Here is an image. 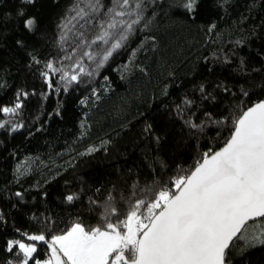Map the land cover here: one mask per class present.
Masks as SVG:
<instances>
[{
	"label": "trees",
	"instance_id": "16d2710c",
	"mask_svg": "<svg viewBox=\"0 0 264 264\" xmlns=\"http://www.w3.org/2000/svg\"><path fill=\"white\" fill-rule=\"evenodd\" d=\"M76 2L0 0V108L22 105L14 114L0 112V264L23 258L18 247L7 250L10 240L31 242L27 236L40 233L50 239L75 222L102 226L110 196L115 223L136 198H151L146 189L172 190L171 181L224 145L237 116L264 99V0H199L194 15L177 0H144L145 19L124 45L65 91L59 73H49L52 87L41 73L49 60L74 71L89 50L71 32L59 42ZM28 18L35 20L31 30ZM98 22L83 29L87 40ZM97 44L96 61L83 59L89 70L107 47ZM72 48L73 59H64ZM89 147L96 151L80 155ZM36 243L34 257L44 260L47 244ZM241 244L229 253L231 264H264V246L242 253Z\"/></svg>",
	"mask_w": 264,
	"mask_h": 264
},
{
	"label": "snow or ice",
	"instance_id": "6c2138e0",
	"mask_svg": "<svg viewBox=\"0 0 264 264\" xmlns=\"http://www.w3.org/2000/svg\"><path fill=\"white\" fill-rule=\"evenodd\" d=\"M25 2L32 3L33 0ZM149 6L144 0H111V6L102 5L101 0H88L81 6V0H77L74 15L62 22L59 42L61 45L66 43L71 32L79 41L78 47L86 46L89 50L76 59L71 72L56 67L49 60L45 64L47 70L41 73L45 81H49L50 72L53 75L59 73L60 82L67 91L69 85L79 82L82 77H92L145 19L144 12ZM175 6L194 15L199 0H177ZM102 8L106 10L101 12ZM19 14L24 15L23 11ZM94 20L99 21L94 25L98 32L92 40H87L83 29ZM34 24L33 18L24 21L28 30ZM150 39L154 37H146V40ZM97 42L107 47L95 68L89 70L83 59L96 61L93 46H99ZM76 51L77 48H72L71 54L64 59H73ZM136 52L137 49H133L131 57H135ZM48 86L52 87L50 81ZM92 95H96L95 89ZM21 107L17 102L13 107L0 108V112L14 114ZM4 126L0 121V128ZM19 127L22 125L12 126L13 130ZM94 151V147H89L80 155ZM171 185L172 190L166 187L155 192L146 189L144 196L151 193V198H136L124 218L115 223L109 216L118 215V209L110 196L105 206L107 222L102 226L88 230L82 223L75 222L61 234L51 235L50 239L40 233L27 236L31 243L10 240L7 250L11 252L18 247V255L23 257L19 264H29L31 260L35 264H231L229 253L238 241L242 242V253L264 246V100L252 104L237 116L223 147L218 151L209 149L196 161L190 174L179 176L171 181ZM74 199L73 195L66 196L69 202ZM250 222L255 224L252 230L248 228ZM36 242L47 244L48 254L44 260L34 257Z\"/></svg>",
	"mask_w": 264,
	"mask_h": 264
},
{
	"label": "water",
	"instance_id": "95a60500",
	"mask_svg": "<svg viewBox=\"0 0 264 264\" xmlns=\"http://www.w3.org/2000/svg\"><path fill=\"white\" fill-rule=\"evenodd\" d=\"M262 100H264V99H262ZM259 101H260V100H259ZM257 102H258V101H257ZM255 103H256V102H255ZM250 106H251V105H250ZM221 147H223V145H222ZM221 147H220V148H221ZM220 148H219V149H220ZM219 149H217L216 151H218ZM189 174H190V173H189ZM47 254H48V248H47Z\"/></svg>",
	"mask_w": 264,
	"mask_h": 264
},
{
	"label": "rangeland",
	"instance_id": "374dc122",
	"mask_svg": "<svg viewBox=\"0 0 264 264\" xmlns=\"http://www.w3.org/2000/svg\"><path fill=\"white\" fill-rule=\"evenodd\" d=\"M24 242V241H23ZM25 243H31V242H25Z\"/></svg>",
	"mask_w": 264,
	"mask_h": 264
}]
</instances>
